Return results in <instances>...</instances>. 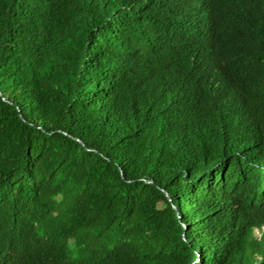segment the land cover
Segmentation results:
<instances>
[{"label":"trees","instance_id":"trees-1","mask_svg":"<svg viewBox=\"0 0 264 264\" xmlns=\"http://www.w3.org/2000/svg\"><path fill=\"white\" fill-rule=\"evenodd\" d=\"M0 264H264V0H0Z\"/></svg>","mask_w":264,"mask_h":264},{"label":"rangeland","instance_id":"rangeland-1","mask_svg":"<svg viewBox=\"0 0 264 264\" xmlns=\"http://www.w3.org/2000/svg\"><path fill=\"white\" fill-rule=\"evenodd\" d=\"M254 234H255V236H258L259 235V233L255 232V231H254Z\"/></svg>","mask_w":264,"mask_h":264},{"label":"clouds","instance_id":"clouds-1","mask_svg":"<svg viewBox=\"0 0 264 264\" xmlns=\"http://www.w3.org/2000/svg\"><path fill=\"white\" fill-rule=\"evenodd\" d=\"M255 232H257V233H258V231H257V230H255Z\"/></svg>","mask_w":264,"mask_h":264}]
</instances>
